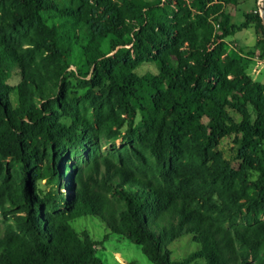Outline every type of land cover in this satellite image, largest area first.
Instances as JSON below:
<instances>
[{
    "label": "trees",
    "instance_id": "trees-1",
    "mask_svg": "<svg viewBox=\"0 0 264 264\" xmlns=\"http://www.w3.org/2000/svg\"><path fill=\"white\" fill-rule=\"evenodd\" d=\"M65 1L0 0V264H104L72 226L86 217L152 264H264V84L224 42L254 27L249 55L264 61L262 15L237 25L222 0ZM144 64L157 73L138 75ZM101 138L123 145L104 155ZM188 234L200 250L172 260Z\"/></svg>",
    "mask_w": 264,
    "mask_h": 264
},
{
    "label": "rangeland",
    "instance_id": "rangeland-1",
    "mask_svg": "<svg viewBox=\"0 0 264 264\" xmlns=\"http://www.w3.org/2000/svg\"><path fill=\"white\" fill-rule=\"evenodd\" d=\"M148 1H157V0H148ZM216 1V0H215ZM218 1V0H217ZM221 1V0H219ZM226 2V9L228 11L234 10L236 7L231 5V1L233 0H222ZM261 2V5H259ZM258 4L252 2V6L249 5L245 7L242 13H235L232 15L234 17V23L240 25L244 18L242 15L252 12L254 10H258V12L262 15L264 0H259ZM61 5H67L65 0H60ZM245 10L248 11L245 13ZM242 14V15H241ZM243 15V16H244ZM229 39H232L230 37ZM226 44V43H225ZM234 44L233 42L231 43ZM252 51V50H250ZM72 72L77 74H84L87 72V67L85 64V60L83 58V53L81 50L77 49L72 57ZM136 73L140 76H143L147 73H157V69L152 64H144L140 66ZM79 78H82L79 75ZM20 81V77L18 72L16 71L13 75V78L9 81V84L16 85ZM260 83L264 84V79L261 78L258 80ZM71 89L68 92V96L71 99L76 98L79 95L83 94V90H80L78 87V79L76 77H70ZM127 130V126L122 129L124 133ZM123 145V141L110 142L106 138H101L98 142V148L101 154H108L113 151L114 147L121 148ZM218 151L228 160H233L235 157V144L234 137H226L221 140ZM238 162H234V166L238 167ZM37 187L40 190L46 191L48 190L47 181H39L37 183ZM264 220V218H262ZM10 219L5 216L3 213H0V228L2 230L5 229L7 223H9ZM247 219L239 218L238 223H245ZM73 228L77 231L78 234H83L86 232L88 236L98 243L97 245V255L102 260L104 264H152L148 258L142 253V251L135 244L130 242L125 237L115 235L110 233L107 226L97 218L86 217L78 219L76 222L72 224ZM168 249L171 252V259L174 261H185L190 258V256L200 250V246L194 242L193 235H185L180 237L178 240L174 241L168 246ZM188 264H205V262L201 259L192 260ZM251 264H259L254 259H252Z\"/></svg>",
    "mask_w": 264,
    "mask_h": 264
},
{
    "label": "crops",
    "instance_id": "crops-1",
    "mask_svg": "<svg viewBox=\"0 0 264 264\" xmlns=\"http://www.w3.org/2000/svg\"><path fill=\"white\" fill-rule=\"evenodd\" d=\"M252 2L253 1H248L236 7L234 9L235 13H242L245 7L249 5L252 6ZM234 10L230 11L231 15L234 14ZM247 12L248 11L245 10V13ZM243 15L242 17L244 18ZM232 23H234V17H232ZM224 42L226 43L228 54L236 59H241L248 75L254 81L259 82V79H264V61L258 57L257 53L254 56L249 55V52H251L250 50H253L257 44V36L254 27L237 32L232 36V39L228 38ZM232 42L234 43L233 45L231 44Z\"/></svg>",
    "mask_w": 264,
    "mask_h": 264
},
{
    "label": "built area",
    "instance_id": "built-area-1",
    "mask_svg": "<svg viewBox=\"0 0 264 264\" xmlns=\"http://www.w3.org/2000/svg\"><path fill=\"white\" fill-rule=\"evenodd\" d=\"M259 5H261V2H259ZM215 27H216V30L219 29V26L218 25H215Z\"/></svg>",
    "mask_w": 264,
    "mask_h": 264
},
{
    "label": "water",
    "instance_id": "water-1",
    "mask_svg": "<svg viewBox=\"0 0 264 264\" xmlns=\"http://www.w3.org/2000/svg\"><path fill=\"white\" fill-rule=\"evenodd\" d=\"M262 17H263V19H264V11H262Z\"/></svg>",
    "mask_w": 264,
    "mask_h": 264
}]
</instances>
